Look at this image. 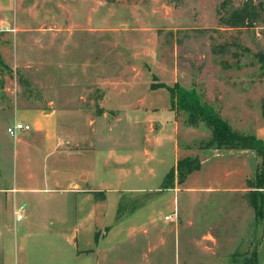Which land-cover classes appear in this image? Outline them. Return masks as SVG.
I'll list each match as a JSON object with an SVG mask.
<instances>
[{"label": "rangeland", "instance_id": "1", "mask_svg": "<svg viewBox=\"0 0 264 264\" xmlns=\"http://www.w3.org/2000/svg\"><path fill=\"white\" fill-rule=\"evenodd\" d=\"M247 1L258 19L222 22ZM177 81L233 128L264 139V0H0V186L17 177L15 186L29 188L0 191V264H90L77 253L95 247L96 232L113 244L99 247L110 254L101 264H244L256 248L264 264V219L247 185L263 162L254 150H211L197 185L212 189L162 188L185 146L210 135L188 126L184 111L175 135L174 115L161 109L170 93L151 85ZM87 105L93 116L64 111ZM34 108L59 110L52 124L73 130L81 153L37 136L51 119H35ZM15 120L31 129L9 134ZM224 165L236 166L233 179ZM77 168L100 190L96 225L54 178Z\"/></svg>", "mask_w": 264, "mask_h": 264}, {"label": "trees", "instance_id": "2", "mask_svg": "<svg viewBox=\"0 0 264 264\" xmlns=\"http://www.w3.org/2000/svg\"><path fill=\"white\" fill-rule=\"evenodd\" d=\"M260 11L258 6L251 1L244 5L234 7L227 15L222 17V22L233 28L245 26L253 19H258ZM152 88H166L171 97V106L177 111L186 112V124L191 127L205 125L210 131L207 139L201 141L197 146L199 150L207 149H250L257 156L262 157V165H258L254 177L247 180L250 188L249 197L251 205L256 213V218L264 219V140L254 132H242L221 116L220 112L210 103L203 101L198 90L187 88L178 81L173 85L165 82L153 83ZM264 117V105H263ZM202 160L199 155L185 156L177 161L166 174L162 188H173L176 183H183L187 176L195 170L200 169ZM98 233L96 237L98 238ZM258 249L251 255H244V264H259Z\"/></svg>", "mask_w": 264, "mask_h": 264}, {"label": "crops", "instance_id": "3", "mask_svg": "<svg viewBox=\"0 0 264 264\" xmlns=\"http://www.w3.org/2000/svg\"><path fill=\"white\" fill-rule=\"evenodd\" d=\"M152 88V87H151ZM152 89H161V88H152ZM151 89V90H152ZM166 89V88H165ZM134 107V108H133ZM142 108H146L147 111L153 110L157 107H148V106H138V105H134V106H126L125 109L127 108H133V109H141ZM158 109V108H157ZM163 112H171L174 115V119H173V124H174V133L176 136H179V123L176 119V115L178 114V111L176 109H174L171 106V97H170V103L165 105L164 107L161 108ZM33 110V116L35 117H43L44 119L50 120L51 118H55V116L58 115L59 110H41L39 108H34ZM64 111L66 112H86L89 116H93V112L94 109L92 106H83V107H77L75 109L72 108H64ZM108 116V112L107 110H105V113H103L101 115L102 118H106ZM96 117H99V115L97 114ZM95 119V118H94ZM91 120V121H94ZM52 119L50 120L49 124H43V122H40L37 126L36 129V134L37 136L42 135L44 138V140L48 141L51 140L52 138L56 137L58 140V143H56V147L59 144H63L66 147L64 148V152L67 155H79L81 153V149L78 145L77 139L75 137V133L73 132V130H68V131H62L60 130L59 126L57 125H53L52 124ZM165 127H161L160 131H164ZM151 129L152 130H156L157 129V124L152 123L151 124ZM260 134V133H259ZM259 136V135H258ZM261 137V136H259ZM262 138V137H261ZM263 139V138H262ZM264 140V139H263ZM18 141H20L21 143L24 142V144L29 145V140L28 139H22V138H18ZM215 152L216 154H223V152H225V150L229 151L228 154L229 156H235V157H240L241 154H243L242 152H247V151H239L240 149H207V150H199L196 148H191L189 146H185V148L183 149V155L180 156L178 155V157L176 158V162L185 156H195V155H199L201 160H202V166L200 169L193 171L192 173H190L186 180L183 182V185L186 186L185 188H187L188 190H209L212 189L213 187H200V184L197 185V182L199 181V179H202V175L201 172L204 169V165L205 162L209 159V152L210 151ZM243 150V149H241ZM245 150H249V149H245ZM248 156V153H244ZM234 165V164H233ZM242 165V163H241ZM221 171H225V173L227 174L225 177V179H233L235 176V172H236V166H231V165H224L223 167H221V169H219ZM77 171V172H76ZM75 172L69 171L68 169L65 171V173H62L60 175V177H54L56 179V182H62V183H66L68 189H70L71 191H74L77 195H76V201L78 202L81 212L84 213L85 215V219L87 221H92L91 223H95L94 225H96L98 223V206L100 205V197L99 193L100 190L97 188V185H94V179L93 181H91V177H90V173H88L87 171H85L84 169H78ZM249 177V176H248ZM246 177V179L248 178ZM33 177H28V179L30 180ZM17 177H13L11 182L13 183V185L11 187H7V188H2L0 186V191L3 190H9L12 192H16L18 190H26L29 188H23V187H17L15 186L17 183ZM91 182V183H90ZM32 189V188H30ZM225 190H235L237 189V187H225L223 188ZM239 189V188H238ZM106 197L103 198L102 201H105ZM18 211V210H17ZM83 217V216H82ZM80 218L79 222H83L84 220H82L83 218ZM97 234V232H96ZM96 236V235H95ZM77 238V237H76ZM95 247L89 246L87 249H83L78 251L77 253V257H81L84 258L85 256V261L87 262L90 258V264H101L102 262H105V260H110V254H101L99 253V247H110L113 246L112 245H104V241H106L105 238H103L102 240L100 239V237L98 236V238H95ZM108 241V240H107ZM165 239H162L161 242H164ZM148 242V241H147ZM91 242L88 241L86 243V245H90ZM147 245H149L147 243ZM88 257V258H87ZM189 258V257H188Z\"/></svg>", "mask_w": 264, "mask_h": 264}, {"label": "built area", "instance_id": "4", "mask_svg": "<svg viewBox=\"0 0 264 264\" xmlns=\"http://www.w3.org/2000/svg\"><path fill=\"white\" fill-rule=\"evenodd\" d=\"M29 129H31V125L29 123H25L22 121L15 120L13 123H11L8 126L7 131L9 132V134L16 136L19 132L29 130ZM20 209L24 210V205L21 206ZM22 216H23L22 213L17 214L18 219H21ZM165 219L171 220V219H173V215L167 214V215H165Z\"/></svg>", "mask_w": 264, "mask_h": 264}]
</instances>
